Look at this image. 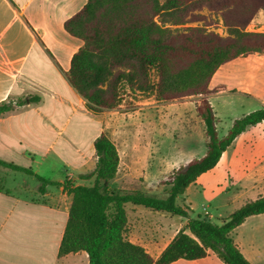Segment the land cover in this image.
<instances>
[{
    "label": "trees",
    "instance_id": "1",
    "mask_svg": "<svg viewBox=\"0 0 264 264\" xmlns=\"http://www.w3.org/2000/svg\"><path fill=\"white\" fill-rule=\"evenodd\" d=\"M207 8L219 14L228 35L208 31L202 25L184 31L172 27L205 22L200 12ZM264 13V0H88L84 8L66 21L65 30L83 45L73 55L68 80L95 114L116 110L125 95H154L159 102L198 97L196 110L205 126L206 150L175 170L162 184L164 197L141 190L112 188L120 165L116 144L104 133L94 142L95 169L82 175L92 185L64 187L72 196L59 258L86 252L89 264H171L180 259L198 260L216 255L224 264H251L231 234L249 217L264 214V195L247 202L221 224L207 217L192 218L186 206L177 204L199 176L212 170L223 153L247 128L264 123V107L234 121L224 137L210 96L225 86L211 89L216 72L225 64L251 55H264V32L247 27ZM38 99L30 98V101ZM21 100V103H25ZM14 109L12 102L0 104V116ZM0 166L34 175L45 193L58 183L37 175L30 168L5 162ZM143 206L156 212L187 219L158 258L126 236V205Z\"/></svg>",
    "mask_w": 264,
    "mask_h": 264
},
{
    "label": "crops",
    "instance_id": "2",
    "mask_svg": "<svg viewBox=\"0 0 264 264\" xmlns=\"http://www.w3.org/2000/svg\"><path fill=\"white\" fill-rule=\"evenodd\" d=\"M87 1L0 0V104L14 105L13 110L0 116V159L58 183L40 193L34 175L0 166V264H89L86 252L58 256L72 203L64 183L89 186V180L81 176L96 167L94 142L102 133L110 138L103 119L106 111L95 114L88 110L67 75L72 57L83 42L70 35L64 25ZM257 56L262 58L260 62L253 61L256 55H251L222 66L210 88L225 86L218 92L243 95L257 100L259 109L264 107V55ZM30 98L38 100L31 102ZM21 100L26 102L20 104ZM90 166L92 171H88ZM50 171H58L61 177L53 178ZM33 179L36 182H31ZM263 195L264 123H260L238 136L216 167L187 188L182 206L190 212L201 208L200 216L211 221L225 212L222 223ZM198 197L203 199L200 204ZM128 205L134 214H129ZM126 206L127 238L154 258L187 222L170 214L172 226L167 229L172 234L167 235L163 225L138 221L143 209ZM131 216L136 223L130 222ZM231 236L251 264H264V214L249 217ZM171 264L224 262L209 254Z\"/></svg>",
    "mask_w": 264,
    "mask_h": 264
},
{
    "label": "rangeland",
    "instance_id": "3",
    "mask_svg": "<svg viewBox=\"0 0 264 264\" xmlns=\"http://www.w3.org/2000/svg\"><path fill=\"white\" fill-rule=\"evenodd\" d=\"M200 14L206 17L205 22H191L172 28L184 31L189 27L204 25L208 31L222 37L228 35L219 14L212 13L207 8H204ZM247 30L264 32L263 12L257 15ZM252 59L259 62L262 60L257 55ZM198 99L192 97L183 101L159 102L154 95L147 96L137 92L136 95H125L118 109L104 110L106 111L103 117L104 124L120 154L119 173L113 183L114 188L125 191L140 189L148 195L164 197L169 187L162 183L168 180L175 170L185 166L192 159L203 156L207 140L205 126L196 110ZM209 99L218 121L217 130L220 137L227 134L235 119H240L260 107L257 100L220 91L211 95ZM92 168L90 166L88 171H92ZM50 172L53 178L61 177L58 171ZM50 176L46 174V177ZM31 182L36 180L33 179ZM86 183L92 185L93 179ZM182 199L183 196L177 200L180 206L183 205ZM196 200L200 204L203 199L198 197ZM128 206L129 214H134L131 211L132 206ZM138 207L145 211L139 213L140 223L155 227L163 225L166 227L167 235L172 234V230L168 232L167 229L172 226L170 214L156 212L143 206ZM190 214L194 218L200 216L201 208L197 207ZM226 214L222 212L216 215L217 218L212 219V222L221 224L220 221ZM130 222L136 223V219L131 216Z\"/></svg>",
    "mask_w": 264,
    "mask_h": 264
}]
</instances>
